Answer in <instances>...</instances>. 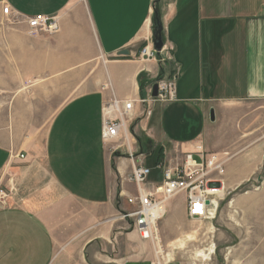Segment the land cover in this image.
I'll use <instances>...</instances> for the list:
<instances>
[{"label": "crops", "instance_id": "1", "mask_svg": "<svg viewBox=\"0 0 264 264\" xmlns=\"http://www.w3.org/2000/svg\"><path fill=\"white\" fill-rule=\"evenodd\" d=\"M4 4L20 15L12 27H2ZM156 6L164 45L146 60L154 0H0V264H151L152 245L118 216L135 193L127 150L144 154L157 181L159 149L238 145L240 116L264 102V0ZM38 14L57 16L58 32L30 35L24 18ZM160 73L177 76L176 99L146 115L138 76L145 91ZM111 98L136 100L134 138L115 153L101 139ZM55 231L65 240L57 258Z\"/></svg>", "mask_w": 264, "mask_h": 264}, {"label": "built area", "instance_id": "2", "mask_svg": "<svg viewBox=\"0 0 264 264\" xmlns=\"http://www.w3.org/2000/svg\"><path fill=\"white\" fill-rule=\"evenodd\" d=\"M2 14L3 28L18 23L17 17L20 15L13 12L9 5L4 4ZM24 21L30 35H52L59 30L58 17L55 15L26 16ZM140 56L146 60L156 59L157 53L152 47L151 39L146 40V44L142 46ZM176 78V75L153 78L145 88L144 96L137 100L146 115L151 113L153 103L176 99ZM153 84L157 85L156 96H152ZM135 103L134 99L111 98L103 105L101 139L104 143H113L110 147L112 153L128 148L130 138H134L127 123L133 121ZM126 154L131 159H137V163L124 177L127 183L135 186V193L124 195L131 209L121 213V218H132V229L141 240L149 242L153 247L154 258L151 264H159L167 254L163 253L160 245L157 222L165 214L167 202L184 194L189 217L207 219L212 212L215 213L219 201L223 199L222 177L229 159L228 153H209L200 146H197L196 152H183L179 146H174L169 154L164 152L163 158L155 165V169L161 173V178L157 181L150 179L151 169L144 165V154H136L129 149ZM19 157L24 156L21 154ZM220 189L221 193L218 192ZM4 201L5 194L0 190V204H4Z\"/></svg>", "mask_w": 264, "mask_h": 264}, {"label": "rangeland", "instance_id": "3", "mask_svg": "<svg viewBox=\"0 0 264 264\" xmlns=\"http://www.w3.org/2000/svg\"><path fill=\"white\" fill-rule=\"evenodd\" d=\"M246 108V116L239 118L236 148L209 152H227L229 158L217 211L207 219L191 218L181 210L180 196L171 198L157 222L160 245L167 254L159 264H264V102L257 110ZM126 204L118 216L130 231L132 218H121L131 209ZM54 234L57 258L65 240L60 232Z\"/></svg>", "mask_w": 264, "mask_h": 264}, {"label": "water", "instance_id": "4", "mask_svg": "<svg viewBox=\"0 0 264 264\" xmlns=\"http://www.w3.org/2000/svg\"><path fill=\"white\" fill-rule=\"evenodd\" d=\"M154 13V20H153V33H152V47L154 51L158 54L162 50V47L164 45L163 41V25L161 18L158 14V12L155 10L153 11ZM121 53L126 54L127 51L123 50ZM157 94V85L153 84L152 86V96H156ZM210 120L214 121V111L211 109L210 110Z\"/></svg>", "mask_w": 264, "mask_h": 264}, {"label": "trees", "instance_id": "5", "mask_svg": "<svg viewBox=\"0 0 264 264\" xmlns=\"http://www.w3.org/2000/svg\"><path fill=\"white\" fill-rule=\"evenodd\" d=\"M157 1H158V0H155V1H154V11L156 10V11L158 12V14H159V11H158L159 9H158V7L156 6ZM153 16H154V15H153ZM158 76L161 77V76H162V73H160ZM138 80H139V84H140V96H144V82H142L141 74L138 76ZM153 80H154V79L148 80V81H147L148 85H149ZM161 151H162V150H160V149H159V151H158V159H160V160L163 158V156H162V154H161Z\"/></svg>", "mask_w": 264, "mask_h": 264}, {"label": "bare ground", "instance_id": "6", "mask_svg": "<svg viewBox=\"0 0 264 264\" xmlns=\"http://www.w3.org/2000/svg\"><path fill=\"white\" fill-rule=\"evenodd\" d=\"M218 192H221V191H218Z\"/></svg>", "mask_w": 264, "mask_h": 264}]
</instances>
